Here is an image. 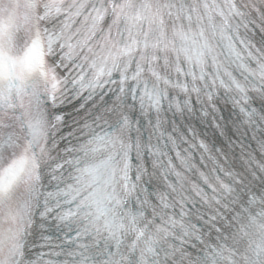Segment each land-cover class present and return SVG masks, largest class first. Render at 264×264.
<instances>
[{
  "label": "snow or ice",
  "instance_id": "1",
  "mask_svg": "<svg viewBox=\"0 0 264 264\" xmlns=\"http://www.w3.org/2000/svg\"><path fill=\"white\" fill-rule=\"evenodd\" d=\"M0 264H264V0H0Z\"/></svg>",
  "mask_w": 264,
  "mask_h": 264
}]
</instances>
